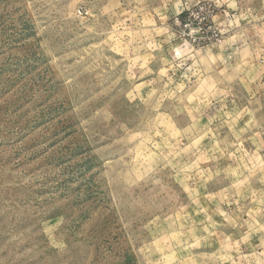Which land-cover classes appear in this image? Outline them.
Returning <instances> with one entry per match:
<instances>
[{"label":"rangeland","instance_id":"374dc122","mask_svg":"<svg viewBox=\"0 0 264 264\" xmlns=\"http://www.w3.org/2000/svg\"><path fill=\"white\" fill-rule=\"evenodd\" d=\"M0 264H264V0H0Z\"/></svg>","mask_w":264,"mask_h":264}]
</instances>
